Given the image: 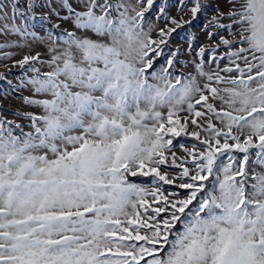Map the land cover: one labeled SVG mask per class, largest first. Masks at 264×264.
<instances>
[{
	"label": "snow or ice",
	"instance_id": "6c2138e0",
	"mask_svg": "<svg viewBox=\"0 0 264 264\" xmlns=\"http://www.w3.org/2000/svg\"><path fill=\"white\" fill-rule=\"evenodd\" d=\"M153 2L0 0V59L45 48L14 65L38 111L0 119V264H264V0L217 2L187 73Z\"/></svg>",
	"mask_w": 264,
	"mask_h": 264
},
{
	"label": "rangeland",
	"instance_id": "374dc122",
	"mask_svg": "<svg viewBox=\"0 0 264 264\" xmlns=\"http://www.w3.org/2000/svg\"><path fill=\"white\" fill-rule=\"evenodd\" d=\"M53 6L55 7V0H52ZM219 2L220 11L226 13L228 11V4L226 0H208L209 7L198 14L196 19L192 18L191 11L180 12L181 4L180 0H154L153 7L145 13V16L149 21L155 26L156 31H153L152 38L159 40L160 37L157 35L159 29H164L167 32L169 29L175 28V25L171 24L164 19V16H167L170 19H175L177 22L183 23L182 28L176 29L172 33V36L169 38L167 45H162L164 48L165 55L158 58L157 65L162 64L167 58V54L170 52H178L177 57L179 63L176 64V69L178 72L187 73L192 70V65L188 64L187 67L183 65L189 62L193 56H195V51H198L200 47H210L214 46L208 40V32L205 30L207 28H212V25L208 24V21L212 20L217 16V13L213 10L216 7V3ZM188 9L193 5L186 0ZM161 8L164 9V13H161ZM48 10L47 9H38L37 16L44 15ZM66 15L64 11H61V16ZM159 17V19H158ZM190 22V23H187ZM224 24L230 23L228 20L222 21ZM59 24L57 31H63L64 29L73 30V26L68 21H63L57 19L55 16H49V25ZM213 31H218L217 29L212 28ZM40 35H44L43 29H36ZM226 38L228 37L227 32L223 33ZM9 39H17L16 37H9ZM4 38L0 37V42H3ZM192 41V48L195 50L189 54V43ZM215 44H219V38L214 37ZM13 53V58L11 60L0 59V74H4L7 79L0 81V119L6 121H15L21 125H26L27 121L21 116H17V113L23 114L27 112H37L38 109L27 106L23 102V97L31 96L26 88H21L18 90H13L19 83V77L22 76V70L18 66H14L15 62L22 59L25 54H35L37 52L44 53L45 48L39 43L32 44L31 49H8ZM3 53L0 52V56ZM11 81V84H9ZM189 133L195 131L194 127H189ZM194 143H198L195 140H192L189 136H181L174 139V151L177 157H184L185 153L180 145H183L185 148H190ZM163 171V169H162ZM179 169H169L170 178L173 175L178 174ZM138 182L149 184L151 178L137 177L135 178ZM164 188L167 189L165 195H168L170 192L177 191L183 193L184 190L179 189L176 185H164Z\"/></svg>",
	"mask_w": 264,
	"mask_h": 264
}]
</instances>
